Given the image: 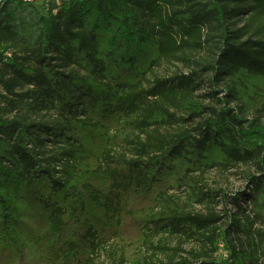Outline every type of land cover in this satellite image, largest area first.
Returning a JSON list of instances; mask_svg holds the SVG:
<instances>
[{
	"label": "trees",
	"instance_id": "1",
	"mask_svg": "<svg viewBox=\"0 0 264 264\" xmlns=\"http://www.w3.org/2000/svg\"><path fill=\"white\" fill-rule=\"evenodd\" d=\"M263 90L264 0H72L48 14L5 0L0 264H264ZM95 132L107 183L82 195ZM214 166L249 169L226 221L192 174ZM172 175L206 214L180 206Z\"/></svg>",
	"mask_w": 264,
	"mask_h": 264
},
{
	"label": "rangeland",
	"instance_id": "2",
	"mask_svg": "<svg viewBox=\"0 0 264 264\" xmlns=\"http://www.w3.org/2000/svg\"><path fill=\"white\" fill-rule=\"evenodd\" d=\"M175 71V68H171L170 70L166 69H160V74H172ZM180 71H183L182 67L180 66ZM170 73V74H169ZM254 86L252 89H255L257 87H263V84H261L260 81H256L253 84ZM204 90H208L209 88L204 87ZM209 91V90H208ZM264 91V90H263ZM205 93V92H198V94ZM223 95V94H222ZM218 95V96H222ZM97 141L94 143H91L89 146L91 154L89 165L90 167L84 168L85 169V179L80 185V190L82 192V195H86L85 189L87 188V185H92L95 188H104L106 186L107 181L102 180L100 178L94 177L95 175L93 173V169L95 167L96 161L95 157L97 156L98 150V142L100 145L105 144L106 139L100 136V132L93 133V140ZM94 150H96L94 152ZM185 165L188 166V164L185 162ZM89 169V170H87ZM193 169L192 174L196 175V180H198L199 183V191L208 193L210 196L213 197L214 201L210 205L212 207H215V211L218 214H221L224 216V221H226L229 218V214H233V212L236 211L237 207L234 204L230 203V198L234 197L235 195L239 193H247L248 192V182L246 180V174L249 171L246 167H239V168H230L227 170H220L217 166L206 168L203 174H201V171ZM174 173L180 174V177L185 173V168H176ZM84 175V174H83ZM177 177L172 175L168 179V185L170 187V194L178 195L180 198V206L188 209L192 212H203L204 214L207 213L208 208L207 204H204L200 202V199L198 196H190L189 195V188L186 186H181L180 189H177L176 184H174L177 180ZM222 192L227 193V199L225 202H223L221 194ZM239 196V195H237ZM240 205L242 207H246L248 205L247 202H240ZM91 207V206H90ZM92 214H98V212L95 210V208L91 207ZM93 217V216H92ZM257 226V225H256ZM129 230L125 231L124 227L120 232L121 237L125 241V245L130 244L131 246H128L126 248L127 254L129 258H134L136 253L139 250V246L141 245V238L140 234H138V231L131 226H128ZM199 244L194 242H189L184 246V249L187 251H190L192 249H199ZM183 256H188L187 254H183ZM219 258L227 259V254L224 250H221V252L218 255Z\"/></svg>",
	"mask_w": 264,
	"mask_h": 264
},
{
	"label": "built area",
	"instance_id": "3",
	"mask_svg": "<svg viewBox=\"0 0 264 264\" xmlns=\"http://www.w3.org/2000/svg\"><path fill=\"white\" fill-rule=\"evenodd\" d=\"M26 4H30L36 9L40 10L43 14H48L52 6L60 5L62 2H69L72 0H21ZM5 0H0V10L4 6Z\"/></svg>",
	"mask_w": 264,
	"mask_h": 264
}]
</instances>
